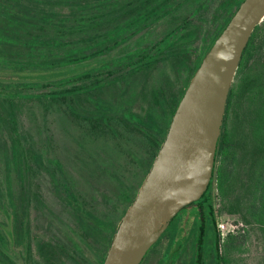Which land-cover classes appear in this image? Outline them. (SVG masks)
<instances>
[{"label":"rangeland","instance_id":"1","mask_svg":"<svg viewBox=\"0 0 264 264\" xmlns=\"http://www.w3.org/2000/svg\"><path fill=\"white\" fill-rule=\"evenodd\" d=\"M230 7V0H168L147 28L115 43L110 37L137 16L141 0H0V77L19 80H0V264H101L159 150L156 129L144 123L148 114L168 131L193 77L192 61ZM260 28L232 83L235 104L226 128L234 136L239 172L249 166L242 145L261 128L263 92H238L247 68L263 59L264 20ZM168 35L171 47L156 53L155 45ZM148 53L151 59L144 57ZM21 72L32 77L21 80ZM72 88L82 90L49 95ZM99 97L107 109L99 108ZM16 139L23 150L21 172L12 162ZM183 210L141 264H157L161 257L169 264L179 255L176 264H193L196 215L179 217ZM218 220L246 237L232 264H264L261 230L239 214L223 212ZM172 240L178 243L174 252L166 250ZM206 264H216L213 251Z\"/></svg>","mask_w":264,"mask_h":264},{"label":"water","instance_id":"2","mask_svg":"<svg viewBox=\"0 0 264 264\" xmlns=\"http://www.w3.org/2000/svg\"><path fill=\"white\" fill-rule=\"evenodd\" d=\"M263 19L264 0H243L215 40L186 88L103 264H141L175 216L208 190L229 92Z\"/></svg>","mask_w":264,"mask_h":264},{"label":"trees","instance_id":"3","mask_svg":"<svg viewBox=\"0 0 264 264\" xmlns=\"http://www.w3.org/2000/svg\"><path fill=\"white\" fill-rule=\"evenodd\" d=\"M167 1L168 0H141L142 8L139 10L137 16H135L133 20H131L127 25H125L124 28L117 30L115 35H112L110 37V40L117 43L119 42L118 37L122 36L120 40H123L127 38V36L124 37L125 34L133 36L135 34H138L141 30L147 28L151 24L150 20L154 16H156V19L159 18V12L164 8V5ZM242 1L243 0H230L231 7L229 10V14L220 24L217 32L206 46L202 55L199 58H196L195 61H192L193 75L202 63L204 57L206 56L212 45L214 44L215 40L224 30V28L238 9ZM261 33L262 32L259 24L254 30L244 50L243 58L241 60L239 69L243 67L244 60L247 54H249L255 48L256 42L261 37ZM171 40L172 38L170 35L164 37L155 45V48L153 50L156 51V53H160L161 51H168V46L171 47L172 44ZM184 52L186 53V51ZM187 53L188 55H192L189 53V51ZM181 54L183 53L181 52ZM146 56H148L149 59L153 57H151L150 53H148L144 57ZM188 58L189 60H191L190 57ZM110 63H105L102 65L107 66ZM15 77H17V75H14L12 77L5 75L0 77V80L2 83H4L5 81H16L17 79L14 80ZM31 77V74H25L22 72L20 73L21 80H29V78ZM80 90L82 89L72 88L59 92L49 93V95L53 97H61L78 93ZM256 90H260L261 92H263V95L260 98L261 111L259 113L262 117L261 128L259 132H256L255 137L253 139H247L249 142L244 141V146L242 145V149L244 151V158L246 161H248L247 163L249 164V166L243 168L242 172L236 170L235 164L237 162V158L234 153V136L227 130V123L226 125L224 124L221 136L218 141V147L216 151V164L213 168L210 186L203 195V197H209L208 203L212 207L214 205V192L217 191V197H219L220 199L221 207H219L218 211L215 207H213L216 210V213L213 214V219L223 212L239 214L241 220L246 225H250L251 227L256 226L259 230H261L262 237L264 238V56L262 60L258 58L252 67L247 68L245 75H243V77L241 78V82L239 83L238 92H254ZM235 96L236 91L232 86L226 104L225 116H227V114L230 112L231 108L235 104ZM180 99L181 98L177 100V106L180 102ZM96 101L100 109H107V107H109V105L106 104L105 100L102 97L97 98ZM68 109L70 113L77 114L75 109L70 107ZM175 110L173 111V115L175 113ZM130 116L138 119L135 115ZM89 119L90 117L84 116V120ZM138 120L140 122H143V120L141 119ZM144 123L150 126L152 129H156L157 138L155 140V147L157 146L159 149L166 137V129L164 128V126L159 125L158 118L151 113L148 114L147 121ZM249 144L250 146L248 147ZM30 152L34 160L38 164H41L43 162L41 155H37L32 151ZM12 162L16 165V167H18V171L21 172L23 166V150L21 146V141L19 139H16L12 145ZM68 192L69 197L75 199L73 192L69 189ZM8 199L9 202L12 204L13 195L11 190L8 191ZM1 200L2 206L5 207V200ZM210 209L208 208V210ZM88 215L100 224L103 223V221H101L94 215L90 213ZM177 216L178 214L175 216L172 222L176 219ZM201 225H204L201 232L202 235H197L194 242V252L195 257L197 259L196 261H199L198 264H206V259L208 258V255L211 253V251H213L214 253V259L216 264H232L234 254L240 250L241 246L245 242V235L229 234L226 238L222 239L218 232V226L216 227L213 233H210L207 224L204 223L203 220H201ZM5 230L10 231V229L7 227H5ZM110 243L111 239L108 241V246L110 245ZM103 261L104 260H102V262Z\"/></svg>","mask_w":264,"mask_h":264},{"label":"flooded vegetation","instance_id":"4","mask_svg":"<svg viewBox=\"0 0 264 264\" xmlns=\"http://www.w3.org/2000/svg\"><path fill=\"white\" fill-rule=\"evenodd\" d=\"M238 72V71H237ZM225 111H226V109H225ZM230 113L231 112H229L228 114H227V116H225V113H224V118H223V123H222V128H221V132H222V129H223V127H224V124L226 125V123H227V121H228V118H229V116H230ZM221 136V135H220ZM161 147V146H160ZM218 147V146H217ZM160 149V148H159ZM159 151V150H158ZM158 153V152H157ZM157 155V154H156ZM156 157V156H155ZM155 160V159H154ZM154 163V162H153ZM215 164H216V155H215ZM214 198V205L211 207L210 205H209V203H208V201H209V197H201L199 200H197V201H194V202H192V203H190L187 207H185L184 208V210H183V212L180 214V216L179 217H181V216H183L185 213H187L188 211L190 212L191 211V213L193 212L196 216H195V219H194V222H196V224H195V239H196V236L198 235V236H201L202 235V229H203V227H204V225L202 226L201 225V220L203 219V221H204V223H206L207 224V227H208V230L210 231V233H213L214 232V230L216 229V227H217V224H218V216H216L214 219H213V214L214 213H216V210L213 208V207H215V194H214V196H213ZM191 206V207H190ZM207 208V210H206V208ZM208 208L210 209V210H208ZM216 208V207H215ZM181 210V211H182ZM202 227V228H201ZM166 231V230H165ZM115 233V232H114ZM114 235V234H113ZM113 238V237H112ZM111 241H112V239H111ZM183 241L180 243V244H182V247H184V245H183ZM110 246V245H109ZM109 246H108V248H109ZM178 246V243H177V240L175 241V240H172L171 241V243H170V246H168L167 247V251H172L173 250V252L177 249L176 247ZM108 251V250H107ZM107 254V253H106ZM106 256V255H105ZM105 256H100L99 257V260H100V262H101V264H103V262H102V260H104L105 259ZM180 256V255H179ZM179 256H178V258H179ZM177 258V259H178ZM177 259L175 260V261H173V262H170L169 264H176V261H177ZM197 259H196V257H194V259H193V264H198V262L196 261ZM157 264H164V262H162V257L159 259V262L157 263Z\"/></svg>","mask_w":264,"mask_h":264},{"label":"built area","instance_id":"5","mask_svg":"<svg viewBox=\"0 0 264 264\" xmlns=\"http://www.w3.org/2000/svg\"><path fill=\"white\" fill-rule=\"evenodd\" d=\"M264 20V19H263ZM218 232L222 239L226 238L229 234L235 232L234 226L231 225L228 222H225L224 220L219 221L218 220Z\"/></svg>","mask_w":264,"mask_h":264}]
</instances>
